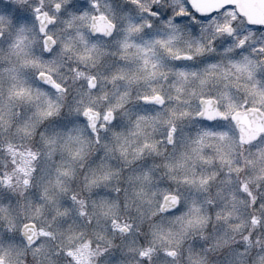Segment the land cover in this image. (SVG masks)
Listing matches in <instances>:
<instances>
[{
	"label": "clouds",
	"instance_id": "9594fccd",
	"mask_svg": "<svg viewBox=\"0 0 264 264\" xmlns=\"http://www.w3.org/2000/svg\"><path fill=\"white\" fill-rule=\"evenodd\" d=\"M0 264H264V0H0Z\"/></svg>",
	"mask_w": 264,
	"mask_h": 264
}]
</instances>
